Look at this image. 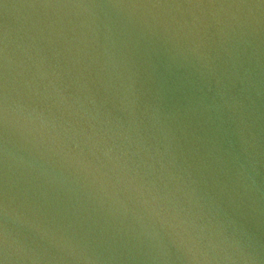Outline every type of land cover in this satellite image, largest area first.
Masks as SVG:
<instances>
[{"label":"water","instance_id":"1","mask_svg":"<svg viewBox=\"0 0 264 264\" xmlns=\"http://www.w3.org/2000/svg\"><path fill=\"white\" fill-rule=\"evenodd\" d=\"M0 264H264V0H0Z\"/></svg>","mask_w":264,"mask_h":264}]
</instances>
